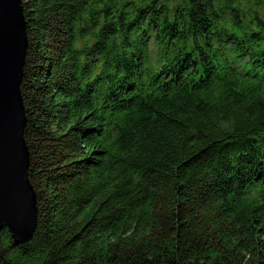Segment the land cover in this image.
Returning <instances> with one entry per match:
<instances>
[{"label": "trees", "instance_id": "16d2710c", "mask_svg": "<svg viewBox=\"0 0 264 264\" xmlns=\"http://www.w3.org/2000/svg\"><path fill=\"white\" fill-rule=\"evenodd\" d=\"M32 239L0 264H264V0H21Z\"/></svg>", "mask_w": 264, "mask_h": 264}, {"label": "water", "instance_id": "95a60500", "mask_svg": "<svg viewBox=\"0 0 264 264\" xmlns=\"http://www.w3.org/2000/svg\"><path fill=\"white\" fill-rule=\"evenodd\" d=\"M26 48L21 0H0V231L16 245L32 239L37 223L19 87Z\"/></svg>", "mask_w": 264, "mask_h": 264}, {"label": "bare ground", "instance_id": "6f19581e", "mask_svg": "<svg viewBox=\"0 0 264 264\" xmlns=\"http://www.w3.org/2000/svg\"><path fill=\"white\" fill-rule=\"evenodd\" d=\"M10 73V72H9Z\"/></svg>", "mask_w": 264, "mask_h": 264}]
</instances>
